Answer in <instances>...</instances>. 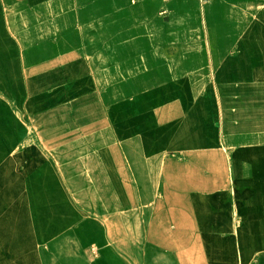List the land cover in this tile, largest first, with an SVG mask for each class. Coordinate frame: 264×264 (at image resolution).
Masks as SVG:
<instances>
[{
  "label": "rangeland",
  "instance_id": "374dc122",
  "mask_svg": "<svg viewBox=\"0 0 264 264\" xmlns=\"http://www.w3.org/2000/svg\"><path fill=\"white\" fill-rule=\"evenodd\" d=\"M57 192L264 264V0H0V264L8 211Z\"/></svg>",
  "mask_w": 264,
  "mask_h": 264
},
{
  "label": "crops",
  "instance_id": "0c3cea01",
  "mask_svg": "<svg viewBox=\"0 0 264 264\" xmlns=\"http://www.w3.org/2000/svg\"><path fill=\"white\" fill-rule=\"evenodd\" d=\"M44 195L31 194L5 215L1 263L195 264L183 249L171 248V237L186 235V228L173 232L158 217H133L132 208L113 216L86 213L60 192Z\"/></svg>",
  "mask_w": 264,
  "mask_h": 264
},
{
  "label": "built area",
  "instance_id": "2783aa9c",
  "mask_svg": "<svg viewBox=\"0 0 264 264\" xmlns=\"http://www.w3.org/2000/svg\"><path fill=\"white\" fill-rule=\"evenodd\" d=\"M163 1H165V2H171V0H163Z\"/></svg>",
  "mask_w": 264,
  "mask_h": 264
}]
</instances>
